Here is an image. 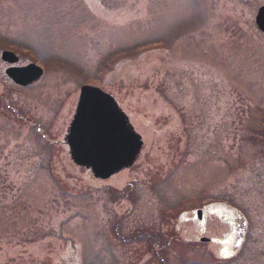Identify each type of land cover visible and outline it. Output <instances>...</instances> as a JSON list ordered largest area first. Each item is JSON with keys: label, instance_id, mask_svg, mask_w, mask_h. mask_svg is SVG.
Segmentation results:
<instances>
[{"label": "rangeland", "instance_id": "obj_1", "mask_svg": "<svg viewBox=\"0 0 264 264\" xmlns=\"http://www.w3.org/2000/svg\"><path fill=\"white\" fill-rule=\"evenodd\" d=\"M263 4L0 0V48L45 69L22 88L0 65V264H264ZM85 83L144 141L104 181L64 143Z\"/></svg>", "mask_w": 264, "mask_h": 264}, {"label": "water", "instance_id": "obj_2", "mask_svg": "<svg viewBox=\"0 0 264 264\" xmlns=\"http://www.w3.org/2000/svg\"><path fill=\"white\" fill-rule=\"evenodd\" d=\"M255 21L257 28L264 33V4L259 8ZM14 56L9 51L2 54L4 60L12 63L18 59ZM42 73V68L33 63L6 70L10 78L23 86L38 81ZM64 141L74 163L89 170L91 176L99 180H106L130 168L143 146L142 136L135 131L116 99L92 85L82 86ZM197 216L202 219L201 210L197 211ZM209 240L201 238V241Z\"/></svg>", "mask_w": 264, "mask_h": 264}, {"label": "flooded vegetation", "instance_id": "obj_3", "mask_svg": "<svg viewBox=\"0 0 264 264\" xmlns=\"http://www.w3.org/2000/svg\"><path fill=\"white\" fill-rule=\"evenodd\" d=\"M12 51L14 52L17 56H18V61L15 65L17 66H20V65H23L20 61V55L18 53H16L14 50L10 49L9 47L8 48H0V53H2L3 51ZM14 58V57H13ZM31 61H29L28 63H30ZM27 64V62L25 63ZM0 65L1 67L3 68L4 70V73H5V70L10 67V64L6 61H4L2 59V56H0ZM6 76V74H5ZM7 77V76H6ZM7 79L12 82L13 84H15L12 79L8 78ZM15 86L17 87H22L20 85H17L15 84ZM32 86V85H31ZM30 87V86H28ZM22 88H26V87H22ZM77 100H78V96H77ZM77 103V102H76ZM38 131H42L39 127L37 128ZM42 136L43 138L47 139V135L45 133H42ZM231 212V215L230 217L225 220V223L229 226V229L231 230V233L234 235L235 237V242L233 244V252L235 254H237L241 249H242V246L246 240V236H247V233L249 231L248 229V222L247 220H244L240 215H239V212H235L234 210L230 211ZM253 216L250 215V241L252 240L251 237L253 238L254 236V232H256V227H255V224H254V217L252 218ZM252 243L250 242V247H251ZM251 253V251H250ZM250 257H251V254H250Z\"/></svg>", "mask_w": 264, "mask_h": 264}]
</instances>
